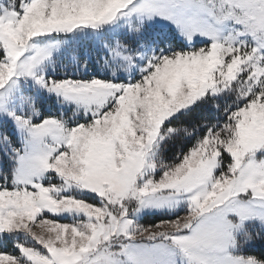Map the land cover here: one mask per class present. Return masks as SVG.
Wrapping results in <instances>:
<instances>
[{
	"label": "snow or ice",
	"instance_id": "snow-or-ice-1",
	"mask_svg": "<svg viewBox=\"0 0 264 264\" xmlns=\"http://www.w3.org/2000/svg\"><path fill=\"white\" fill-rule=\"evenodd\" d=\"M0 264H264V0H0Z\"/></svg>",
	"mask_w": 264,
	"mask_h": 264
},
{
	"label": "rangeland",
	"instance_id": "rangeland-1",
	"mask_svg": "<svg viewBox=\"0 0 264 264\" xmlns=\"http://www.w3.org/2000/svg\"><path fill=\"white\" fill-rule=\"evenodd\" d=\"M45 107L47 108L49 106L46 105ZM181 215H183V213H181ZM145 218H150L151 220L159 219V221H160V220H165V219L174 218V217H168V216H163V215H148ZM145 218L142 220V223L145 224V225L155 224V223L159 222V221H157L155 223H149L148 221L144 222Z\"/></svg>",
	"mask_w": 264,
	"mask_h": 264
},
{
	"label": "trees",
	"instance_id": "trees-1",
	"mask_svg": "<svg viewBox=\"0 0 264 264\" xmlns=\"http://www.w3.org/2000/svg\"><path fill=\"white\" fill-rule=\"evenodd\" d=\"M179 147H181V145H177V149H178ZM174 151H175V149L172 150V151H169L168 156L171 157V155L173 154ZM147 221H148L149 223H155V222L159 221V219L151 220L150 218H145L144 222H147Z\"/></svg>",
	"mask_w": 264,
	"mask_h": 264
}]
</instances>
